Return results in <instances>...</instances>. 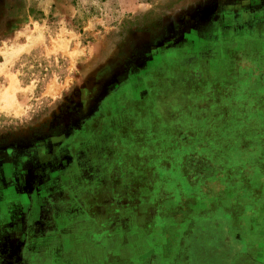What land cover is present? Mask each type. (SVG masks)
<instances>
[{"label":"rangeland","instance_id":"374dc122","mask_svg":"<svg viewBox=\"0 0 264 264\" xmlns=\"http://www.w3.org/2000/svg\"><path fill=\"white\" fill-rule=\"evenodd\" d=\"M0 264H264V0H0Z\"/></svg>","mask_w":264,"mask_h":264},{"label":"crops","instance_id":"0c3cea01","mask_svg":"<svg viewBox=\"0 0 264 264\" xmlns=\"http://www.w3.org/2000/svg\"><path fill=\"white\" fill-rule=\"evenodd\" d=\"M101 180H102L101 176L98 174V172L95 171V211H99L101 209H107V207L110 206V203L109 204L108 203H100V201H99V196L106 195L105 186L103 187V186L99 185ZM110 186H111V184H110ZM110 186H108V187H110ZM111 191H112V189H111ZM117 222L120 223L121 225H124V221L121 220L120 218L117 220ZM132 227H133V228H131L132 232L130 231L124 237L130 239L132 236H134L138 233H139L140 237L144 235L143 232L141 231L142 228L139 225H133ZM129 244H131V243H129ZM116 245L111 239L105 240V246H106L107 250H110L111 248H113ZM131 245L133 246V244H131ZM121 249L124 250L125 252H128L124 247L116 246V250H121Z\"/></svg>","mask_w":264,"mask_h":264}]
</instances>
